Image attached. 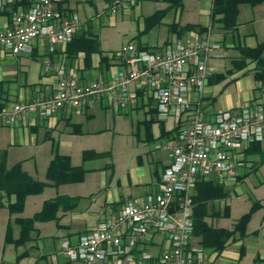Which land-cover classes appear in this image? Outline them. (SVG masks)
Returning a JSON list of instances; mask_svg holds the SVG:
<instances>
[{"label": "crops", "instance_id": "0c3cea01", "mask_svg": "<svg viewBox=\"0 0 264 264\" xmlns=\"http://www.w3.org/2000/svg\"><path fill=\"white\" fill-rule=\"evenodd\" d=\"M214 2L182 0L178 5L174 0H137L129 9L111 14L109 0H61L56 9L63 14L78 13L83 20L79 33L87 31L97 36L102 53L76 51L72 44H57L52 51L49 41L39 38L32 41L29 51L19 54L0 49V106L3 107L0 112V160L5 154L8 167L21 163L24 171L47 184L41 193L27 197L21 213L10 215L7 207H0L8 213L0 219V264H7L3 260L6 247L15 245L5 241L10 218L33 217L48 200H56L50 205V212H55L56 218L35 221L30 239L15 245L16 249L23 258L30 257L26 264H74L62 255L59 257L57 247L54 251L58 254L50 252L46 241L57 233L61 240L77 241L127 199L155 191L156 183L170 163L168 152L155 145L171 137L176 130L175 121L171 117H161L155 103L141 97L135 105L119 112L111 110L107 101L97 99L81 114L66 107L48 118L29 116L13 125L5 122L4 113L14 103L55 93L58 76L54 67L58 64H64L68 73L82 83L111 78L121 61L115 49L106 46L105 24L118 27L125 37L118 50L130 40L143 48L158 49L169 39L203 35L211 28L213 40L221 47L213 51L209 60L212 75L203 95L207 116L219 110L238 108L260 97L264 83L254 77L256 63L249 58L246 65L241 66L240 48H253L264 40V0L256 5L242 3L237 24L230 28H225L220 21L222 14L214 17ZM104 17H107L105 21ZM11 23L12 17L2 8L0 27ZM187 24L196 28L184 33L180 29ZM104 56L106 59L102 61ZM46 60L50 64L47 71L44 70ZM109 125L117 131V136L109 134ZM114 142L137 148L125 147L119 152L113 147L108 149ZM258 143L250 144L249 150ZM86 150L104 154L84 159ZM248 151H244L245 156ZM56 152L69 156L73 166L82 165L86 169L83 180L54 185L47 178L48 167ZM15 200L16 196L12 195L10 201ZM11 230L14 238L20 236L21 228L14 221ZM242 255L241 250L227 246L217 262H237ZM257 257L264 259V254Z\"/></svg>", "mask_w": 264, "mask_h": 264}, {"label": "built area", "instance_id": "2783aa9c", "mask_svg": "<svg viewBox=\"0 0 264 264\" xmlns=\"http://www.w3.org/2000/svg\"><path fill=\"white\" fill-rule=\"evenodd\" d=\"M0 0L18 4L12 23L0 27V49L12 54L29 51L34 39L67 45L81 31L78 13L56 9L61 0ZM137 0H109L111 14L129 9ZM211 28L203 35L173 40L158 49H140L130 40L118 51L121 66L108 80L88 82L54 67L56 91L26 102H16L4 113L5 122L23 117H52L66 107L81 114L95 100L107 101L115 111L152 100L161 117L175 121V134L156 148L168 152L170 163L155 191L127 199L77 241L61 240V255L74 264H218L220 253L194 240V190L201 179L224 185L238 182L246 166L244 151L264 141V84L257 99L238 108L223 109L208 117L203 95L212 75L211 54L220 48ZM49 61L44 70H49ZM225 264H237L228 261Z\"/></svg>", "mask_w": 264, "mask_h": 264}, {"label": "trees", "instance_id": "16d2710c", "mask_svg": "<svg viewBox=\"0 0 264 264\" xmlns=\"http://www.w3.org/2000/svg\"><path fill=\"white\" fill-rule=\"evenodd\" d=\"M178 5L182 4V0H174ZM263 0H215L213 15L222 14L220 21L225 28L233 27L237 24V14L239 6L242 3L256 5ZM22 3L29 4L30 0H23ZM18 4L5 5L3 12L12 17L13 11L16 10ZM160 12L156 13L159 14ZM196 26L187 24L181 27L182 32L195 29ZM74 45V50H84L87 54L92 52L102 53L99 38L87 31L78 33L72 42L68 43ZM140 49H148L138 46ZM151 50V49H149ZM240 53L242 55L241 66L246 65V60L251 59L255 61L254 77L256 80L264 83V40L259 42L257 46L241 47ZM116 55V54H115ZM118 58H120L118 56ZM106 58L102 57V61ZM3 107L0 106V112ZM176 132V131H175ZM175 132L171 135L173 136ZM258 143V142H256ZM253 144V143H252ZM247 151L249 150L246 149ZM104 153H97L92 150L84 151V159L90 157L102 156ZM86 169L82 166H73L70 162L69 156L60 155L56 152L53 160L51 161L48 170L47 178L50 179L54 185H59L68 182H77L83 180ZM243 175L240 174L239 178ZM46 183L35 179L22 169L21 163H17L12 167L6 164L5 154L0 160V207H7L10 215L21 213L24 210L26 199L29 195L41 193L46 187ZM219 185L213 179H201L197 182L198 193L192 198L193 201V217H194V236L204 247L221 253L228 245L230 239L236 240V234H240V238L246 235V226L251 218V212L242 215L239 220L234 224L233 228L216 227L210 224L206 217L208 215V206L210 200L221 190ZM228 192V191H227ZM227 192H225L227 194ZM12 195L16 196L14 202L10 201ZM56 200H48L45 202L43 209L36 213L33 217H15L10 218L6 233V243H14L19 245L25 243L30 239L31 232L35 229L34 223L38 220L55 219V212H50V205ZM19 224L21 231L18 238L12 235V223ZM244 253V247L241 254ZM260 264V263H259Z\"/></svg>", "mask_w": 264, "mask_h": 264}, {"label": "rangeland", "instance_id": "374dc122", "mask_svg": "<svg viewBox=\"0 0 264 264\" xmlns=\"http://www.w3.org/2000/svg\"><path fill=\"white\" fill-rule=\"evenodd\" d=\"M106 19L107 17H104L103 21ZM103 30V33L107 34V36H105L107 39L106 46L115 49V53L118 54V47L125 37L121 35L118 27L115 26H108V24H105ZM185 36L190 35L178 36L177 38ZM172 41L173 40L169 39L162 46H166ZM109 127V134L117 136V131H115L113 126L109 125ZM122 136H126V134H122ZM112 147L114 151L119 152L122 148L126 147L130 149L133 146H130L128 143L126 145H120L114 142L108 149ZM133 148L136 149L137 147L134 146ZM248 153V156L243 155L244 160L247 162L246 166L240 170L243 176L238 179L236 184L219 185L221 190L215 198L210 200V218H208V220L216 227L233 228L234 224L242 215L251 212V218L246 226V235L240 238V234L237 233L236 240L233 241L230 239L227 246L229 249L238 251L242 250L244 247L245 254L243 253L242 258L237 260V264H264V259L257 257L259 254H264V141L255 146L253 145ZM225 192H227V194ZM196 193H198L197 186L195 187L193 197ZM7 215L6 209H0V219ZM56 235L50 237L48 241H46L48 244L47 248L50 252H53L56 247L58 248L56 251H59L61 239L59 238V234ZM194 240L199 242L197 237H195ZM15 245L12 246L10 244L6 247L3 259L5 263L17 264L18 261H21V264H26L29 262L30 257L26 256L23 258L24 255L19 254L16 249L17 245ZM55 254H58V252H55ZM60 255L61 253L59 251V257Z\"/></svg>", "mask_w": 264, "mask_h": 264}]
</instances>
